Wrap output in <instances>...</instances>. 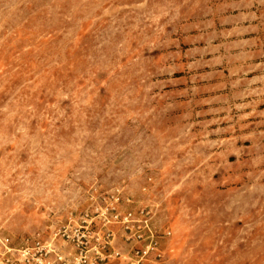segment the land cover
<instances>
[{
	"label": "rangeland",
	"instance_id": "rangeland-1",
	"mask_svg": "<svg viewBox=\"0 0 264 264\" xmlns=\"http://www.w3.org/2000/svg\"><path fill=\"white\" fill-rule=\"evenodd\" d=\"M208 1L0 0V264L37 234L67 251L52 232L116 187L171 231L163 264H264L262 187L253 215L204 208L155 107L160 55Z\"/></svg>",
	"mask_w": 264,
	"mask_h": 264
},
{
	"label": "crops",
	"instance_id": "crops-1",
	"mask_svg": "<svg viewBox=\"0 0 264 264\" xmlns=\"http://www.w3.org/2000/svg\"><path fill=\"white\" fill-rule=\"evenodd\" d=\"M171 43L160 55L155 107L185 135L188 176L203 182L189 191L218 198L204 208L245 204L253 215L264 191V0H209ZM115 244L126 248L119 232Z\"/></svg>",
	"mask_w": 264,
	"mask_h": 264
},
{
	"label": "built area",
	"instance_id": "built-area-1",
	"mask_svg": "<svg viewBox=\"0 0 264 264\" xmlns=\"http://www.w3.org/2000/svg\"><path fill=\"white\" fill-rule=\"evenodd\" d=\"M155 211L138 205L134 199L116 187L90 196L89 202L71 214L68 222L52 232V240L61 239L67 251L42 240L39 234L24 246L11 249L12 264H163L162 240L171 234L169 229L158 230ZM126 245L125 250L114 247L117 233ZM14 252V253H13Z\"/></svg>",
	"mask_w": 264,
	"mask_h": 264
}]
</instances>
